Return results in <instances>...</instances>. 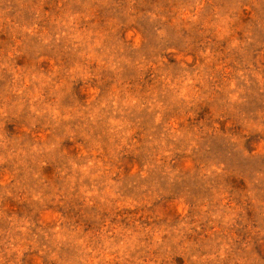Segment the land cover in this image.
<instances>
[{
  "label": "rangeland",
  "instance_id": "1",
  "mask_svg": "<svg viewBox=\"0 0 264 264\" xmlns=\"http://www.w3.org/2000/svg\"><path fill=\"white\" fill-rule=\"evenodd\" d=\"M0 264H264V0H0Z\"/></svg>",
  "mask_w": 264,
  "mask_h": 264
}]
</instances>
